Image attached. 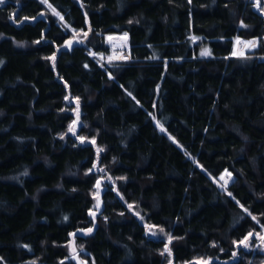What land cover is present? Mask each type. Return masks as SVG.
Instances as JSON below:
<instances>
[{
  "label": "trees",
  "instance_id": "obj_1",
  "mask_svg": "<svg viewBox=\"0 0 264 264\" xmlns=\"http://www.w3.org/2000/svg\"><path fill=\"white\" fill-rule=\"evenodd\" d=\"M114 34L131 58L101 61ZM239 38L254 56L233 55ZM262 55L257 0H5L0 264H77L71 234L90 227L75 233L88 264H167L140 216L173 237L177 263L262 264L239 243L264 228Z\"/></svg>",
  "mask_w": 264,
  "mask_h": 264
},
{
  "label": "rangeland",
  "instance_id": "obj_2",
  "mask_svg": "<svg viewBox=\"0 0 264 264\" xmlns=\"http://www.w3.org/2000/svg\"><path fill=\"white\" fill-rule=\"evenodd\" d=\"M259 2H261V4H262V10L264 11V0H259ZM74 32L75 33H79V35L78 36H75V39H74ZM111 39H110V53H109V57H107V58H101V57H99L100 58V60L101 61H107V62H109V61H115V60H128V59H130V52H129V50H127V49H129V47H128V45H127V40H126V37H125V35H117V34H114V35H112L111 37H110ZM237 40H239V41H241V43H239V44H237ZM236 40V47H235V52H237L238 54V56H242V57H245V56H254L255 54V49H256V47H257V45H258V41L255 39V40H246V39H243V38H239V39H237ZM68 41H82V32H79V31H73V36L70 38V40H68ZM247 41H256V47H254V48H249V47H245V42H247ZM118 42V43H117ZM121 45H123V47L128 51L127 52V55H125V56H117V55H115V51H114V48L116 47V48H119V47H121ZM126 47H125V46ZM113 46V47H112ZM112 50H113V54H112ZM239 53H243V55H240ZM262 56H264V55H262ZM157 121V120H156ZM74 122V121H73ZM73 122H72V124H73ZM71 124V125H72ZM76 125H77V123H76ZM76 125H75V135H77V136H79V139L80 138H83V141H89V142H92V141H94V143L96 144V141H95V138H88V137H84V136H82V135H78L77 134V130H76ZM161 125V124H160ZM163 129H164V127H163ZM165 130V129H164ZM81 140V139H80ZM94 169H96V170H102L103 169V167L96 161V163H95V165H94ZM227 173H230V172H228L227 171ZM223 176H225V179H228V177H227V175H226V172H224L223 174H222ZM222 175H220L219 177H217V178H214L220 185L221 184H223L224 183V181H222L221 179H220V177L222 176ZM103 180L105 179V180H107L108 178H110V177H108V176H105V175H103V176H100ZM232 178H233V176H232V174H231V179L230 180H228V183H227V185L229 184V182L232 180ZM102 179H98V181L100 182V184H101V186L103 187V184H102ZM226 185V186H227ZM101 187V188H102ZM95 194L97 195V196H99V188H97L96 187V189H95ZM140 218L143 220V222L145 223V225H146V229H147V232L151 235V236H153V237H157V238H164L165 240H166V245H167V247L170 249V243H169V240H168V237L170 236V234H169V232L167 231V230H165L164 228H162V227H160V226H158V225H156V224H154V223H152V222H147L145 219H144V217H142V216H140ZM151 227V231H149V228ZM87 229H92V227H90V228H79L77 231H73L72 232V234L73 233H76V232H80V233H87ZM160 229H163V232H161L160 231ZM152 232H155L156 233V235H152ZM253 235L251 236V237H249V239L246 241V243L248 244V247H246L247 249H251V250H259V251H262V252H264V242H262L260 239H259V236H264V228L262 229V231H253V232H251ZM71 234V235H72ZM245 239V238H244ZM243 239V240H244ZM242 240V241H243ZM243 245V244H242ZM72 246H75V248H76V255L78 256V263L79 262H86L87 264L89 263V261L88 260H86V259H84V258H82V257H80L79 256V253L81 252V251H83V247H81L80 245H78L77 244V242H76V239H75V236H73L72 235V237H71V240H70V243H69V247H70V251H71V254L73 255V253H72ZM168 256H169V260H168V263L167 264H190L191 262H200V264H202V261H204V260H209V261H211V259L210 258H207V257H197V258H194L193 260H191V261H185V262H182V263H177V262H175L174 260H173V258H172V256L171 255H169L168 254ZM77 263V264H78ZM262 264H264V262L262 263Z\"/></svg>",
  "mask_w": 264,
  "mask_h": 264
},
{
  "label": "snow or ice",
  "instance_id": "obj_3",
  "mask_svg": "<svg viewBox=\"0 0 264 264\" xmlns=\"http://www.w3.org/2000/svg\"><path fill=\"white\" fill-rule=\"evenodd\" d=\"M4 3H5V0H0V5H3ZM41 3H45V4H47V0H41ZM48 7L51 9V11H52V13H53L54 15L58 16V17L60 18L61 21L63 20V17L60 15L59 12H57V11L55 10V8H52V6H51L50 4H48ZM257 7H259V0H257ZM78 35H79V33H75V32H74V39H75V36H78ZM83 35H84V36H87V33L85 32V33H83ZM126 35H127V34H125V37H126ZM110 39H111V38H110ZM192 39L195 41L196 39H199V38H198V37H193ZM239 43H241V41L237 40V44H239ZM71 44H72V41H67V42H66V46H68V47H70ZM245 47H249V48H254V47H256V41H247V42H245ZM210 54H211V53H210V51H209L208 49H204V50L201 51V55H202V56H208V55H210ZM237 54H238L237 52H235V51L233 52V55H237ZM239 54H240V55H243V53H239ZM50 59H54V57H52V58H50ZM0 63H2V61H0ZM129 95H131V94L129 93ZM76 113H77V121H78V120H79V103H78V98H77V108H76ZM153 119H155V117H153ZM77 121H74L73 124L70 125V126H69V129H68V131L71 132L73 135H75V125H76ZM157 126L160 127L161 131H164L163 126L159 124V121H157ZM169 138L172 139L171 137H169ZM80 139H81V142H83V138H80ZM174 142H175V141H174ZM92 143H94V141H92ZM98 151H101V150L98 149ZM225 171H226V175H227L228 179H225V176L222 175V176L220 177V179H221L222 181H224V183L221 184L220 186H221L222 188H225V189H226V185H227V183H228V180L231 179V173H227V170H225ZM99 183H100V182L97 181V188H99ZM229 195H231V194L229 193ZM96 207H97V208L99 207V202L97 203ZM131 207H132V206L129 205V208H131ZM245 211H247V210L245 209ZM89 214H90V215H93V216L95 215L94 212H90ZM65 219H67V218H65ZM253 219H256V218L253 217ZM91 231H92V229H87V232H88V233H90ZM149 231H151V227L149 228ZM160 231L163 232V229H160ZM72 235L75 236V233H73ZM152 235H156V233H155V232H152ZM252 235H253L252 233H249L248 236H246L245 239H244L243 241H240L239 243H240V244H243L244 247H248V244L246 243V241H247V240L249 239V237H251ZM172 239H173V237H171V236L168 237L169 243L171 242ZM259 239H260L262 242H264V236H259ZM213 246H215V245H213ZM76 251H77V250H76L75 246H72V253H73V255H72V259H77ZM164 251L167 252L169 255H171V250L167 247V245L165 246V250H164ZM162 254H163V253H162ZM233 255H235V253H233ZM31 264H35V261L31 262ZM61 264H63V262H61ZM81 264H84V262H81ZM197 264H200V262H197ZM202 264H210V261H209V260H204V261H202Z\"/></svg>",
  "mask_w": 264,
  "mask_h": 264
},
{
  "label": "water",
  "instance_id": "obj_4",
  "mask_svg": "<svg viewBox=\"0 0 264 264\" xmlns=\"http://www.w3.org/2000/svg\"><path fill=\"white\" fill-rule=\"evenodd\" d=\"M129 52H130V49H129ZM99 187H100V196L98 197V202H99V207L98 208H96V210H95V215L96 214H100V213H102V211H103V201H102V199H101V194H102V188H101V184L99 183ZM94 215V216H95ZM78 264H81V262H79ZM84 264H87L86 262H84Z\"/></svg>",
  "mask_w": 264,
  "mask_h": 264
},
{
  "label": "bare ground",
  "instance_id": "obj_5",
  "mask_svg": "<svg viewBox=\"0 0 264 264\" xmlns=\"http://www.w3.org/2000/svg\"><path fill=\"white\" fill-rule=\"evenodd\" d=\"M118 43V42H117ZM125 46V45H124ZM113 47V46H112ZM126 47V46H125ZM127 49V48H126ZM124 47H123V45H121V47H119V48H114V53H115V55H117V56H125V55H127V50H129V49H127L126 50ZM112 54H113V50H112Z\"/></svg>",
  "mask_w": 264,
  "mask_h": 264
},
{
  "label": "built area",
  "instance_id": "obj_6",
  "mask_svg": "<svg viewBox=\"0 0 264 264\" xmlns=\"http://www.w3.org/2000/svg\"><path fill=\"white\" fill-rule=\"evenodd\" d=\"M129 57L131 58V55Z\"/></svg>",
  "mask_w": 264,
  "mask_h": 264
}]
</instances>
